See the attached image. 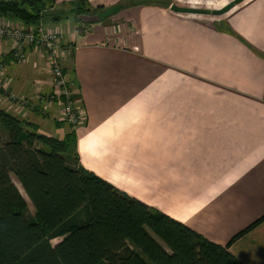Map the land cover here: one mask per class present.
I'll return each mask as SVG.
<instances>
[{
    "label": "crops",
    "instance_id": "1",
    "mask_svg": "<svg viewBox=\"0 0 264 264\" xmlns=\"http://www.w3.org/2000/svg\"><path fill=\"white\" fill-rule=\"evenodd\" d=\"M52 1L63 9L76 0ZM86 1L96 8L121 0ZM93 14L49 20L51 28L0 24L58 35L59 61L81 105L71 128L85 169L225 245L264 216V57L199 18L205 14L137 5L110 23H82ZM223 24L264 56V0H249ZM13 46L0 39V107L61 136L57 104L41 110L52 90L43 51L26 45L17 59ZM9 95L23 97L26 109ZM228 249L245 264H264V220Z\"/></svg>",
    "mask_w": 264,
    "mask_h": 264
},
{
    "label": "trees",
    "instance_id": "2",
    "mask_svg": "<svg viewBox=\"0 0 264 264\" xmlns=\"http://www.w3.org/2000/svg\"><path fill=\"white\" fill-rule=\"evenodd\" d=\"M169 4L121 0L92 8L86 0H76L59 10L53 9L52 0H0V18L30 27L46 18L59 21L98 13V20L82 23L101 24L120 9ZM222 25L215 27L264 57ZM54 124L63 130L61 136L47 134L33 121L0 107V264H245L230 253L229 245L264 216L225 245L214 243L85 169L75 130L63 120ZM19 189L31 203L32 215ZM54 238L61 240L53 245Z\"/></svg>",
    "mask_w": 264,
    "mask_h": 264
},
{
    "label": "built area",
    "instance_id": "3",
    "mask_svg": "<svg viewBox=\"0 0 264 264\" xmlns=\"http://www.w3.org/2000/svg\"><path fill=\"white\" fill-rule=\"evenodd\" d=\"M11 37L14 42V56L22 59L24 47L33 45L41 49L46 57L47 66L51 74V93L44 97L41 110L46 111L48 106L56 103L59 109V117L71 127H76L81 119V105L78 96L73 92L72 82L65 76L59 61L58 48L59 37L52 32H46L42 26L24 30L22 27H12L7 24H0V39ZM1 86V83H0ZM15 100L21 109H26L23 97L15 95L8 96Z\"/></svg>",
    "mask_w": 264,
    "mask_h": 264
},
{
    "label": "rangeland",
    "instance_id": "4",
    "mask_svg": "<svg viewBox=\"0 0 264 264\" xmlns=\"http://www.w3.org/2000/svg\"><path fill=\"white\" fill-rule=\"evenodd\" d=\"M213 2V4L212 5H210L211 7H207V6H205L204 4H195V5H192L193 7H196V8H209V9H215V8H220V7H222L224 4H226L227 2H229V1H231V0H212ZM249 0H247L246 2H248ZM245 2V3H246ZM245 3H242V4H239V5H237V6H235L234 8H231L227 13H225V14H222V15H205V16H202V15H199V18L201 19V20H208V21H213V22H216V23H218V24H220V25H222L223 24V21H224V18L225 17H227V16H229L230 14H232V13H234V12H236L241 6H243ZM68 5V4H67ZM67 5H66V8H60L59 10H64V9H67L68 7H67ZM177 5H179V4H177ZM179 6H189V5H179ZM56 13V12H55ZM111 22V19L108 21V23H110ZM52 24V22H49V19H45V25H44V27L45 28H51V25ZM222 26H224V24L222 25ZM43 29V28H42ZM58 134H59V132H57ZM19 184V183H18ZM20 186V185H19ZM19 188V187H18ZM21 188V187H20ZM22 190V189H21ZM19 191H20V189H19ZM21 192V191H20ZM23 192V191H22ZM22 192H21V194H22ZM23 195V194H22ZM24 196V198H25V200H26V202H27V204H28V213L29 214H33L34 213V210H33V207H32V205H31V203L29 202V200L27 199V197H26V195L24 194L23 195ZM61 240V238H54V239H52L51 240V244H53V245H55L57 242H59Z\"/></svg>",
    "mask_w": 264,
    "mask_h": 264
},
{
    "label": "water",
    "instance_id": "5",
    "mask_svg": "<svg viewBox=\"0 0 264 264\" xmlns=\"http://www.w3.org/2000/svg\"><path fill=\"white\" fill-rule=\"evenodd\" d=\"M244 0H231L224 4L220 8H215V9H209V8H196L193 6H179L176 4H170L169 8L176 12V13H182V14H205V15H222L227 13L231 8H233L235 5L241 3ZM81 16V15H79ZM86 20L88 21H95L100 18V14L95 13L93 15H85Z\"/></svg>",
    "mask_w": 264,
    "mask_h": 264
}]
</instances>
